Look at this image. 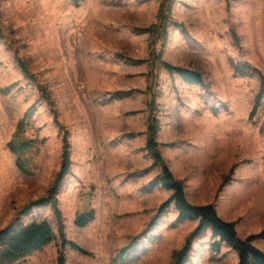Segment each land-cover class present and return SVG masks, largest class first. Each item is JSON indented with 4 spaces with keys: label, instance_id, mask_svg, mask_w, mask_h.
<instances>
[{
    "label": "rangeland",
    "instance_id": "1",
    "mask_svg": "<svg viewBox=\"0 0 264 264\" xmlns=\"http://www.w3.org/2000/svg\"><path fill=\"white\" fill-rule=\"evenodd\" d=\"M163 62L200 71L204 86L184 82ZM236 63L256 70L237 74ZM260 74L264 0H0V230L46 194L67 136L71 171L57 196L64 233L91 252L63 246L50 203L21 221L47 219L56 239L12 264H57L60 252L68 264H114L172 194L147 189L162 174L146 147L151 116L158 149L188 201L215 204L241 238L261 233L264 95L250 117ZM26 112L28 125L16 134ZM30 140L22 170L10 142ZM91 211V223L75 225ZM177 216L171 204L128 264H172L195 230L190 220L173 227ZM200 241L186 264L215 253ZM253 243L264 251V238Z\"/></svg>",
    "mask_w": 264,
    "mask_h": 264
},
{
    "label": "trees",
    "instance_id": "2",
    "mask_svg": "<svg viewBox=\"0 0 264 264\" xmlns=\"http://www.w3.org/2000/svg\"><path fill=\"white\" fill-rule=\"evenodd\" d=\"M74 3L79 4L82 0H72ZM143 62V61H140ZM18 64L21 67L23 73L27 76L30 75V71L26 62L19 59ZM163 67L167 69L171 74L178 75L184 82L190 85L204 86L203 75L200 71L176 66L168 62L162 63ZM234 69L237 74L248 75L254 72L256 69L252 68L247 63H236ZM261 76L260 91L256 96L255 104L253 110L251 111L250 117L253 118L256 109L259 107L261 98L264 95V75ZM118 95H128L127 92H118ZM154 103H152V106ZM28 113L24 115L22 119L18 122L16 134H21L25 131ZM159 130L158 120L155 116L150 117L148 125V138H147V149L149 154L153 159V165L162 166V174L154 179L148 190H153L158 187H163L164 189L171 190V196L161 204L158 212L154 218L150 221L148 226L139 235L134 237L126 247H124L120 252L112 259L114 264H128L135 262L139 255L140 249L137 242L144 235L148 234L149 231L155 229L161 217L164 215L166 210L171 204H174L178 212L176 221L172 226H177L187 220L198 219V225L195 230L187 237L184 246L176 252L175 258L172 264H186L190 261V252L192 250V245L194 241L201 237L203 232L206 230H211V240L209 242L210 250L215 253H221L223 247L231 248L238 254L239 264H264V251L258 248L253 241L257 237L264 238V230L259 234L250 235L246 238H241L238 235L236 222L228 221L223 219L217 209L215 204H204L195 205L188 201L185 193V187L183 183L176 179L173 172L165 162L162 154L158 149V141L156 139L157 132ZM261 130L264 132V125ZM64 153H63V163L61 170L59 171L55 181L49 187L46 194L40 198L30 201L27 203L15 216L13 221L0 230V264H12L17 262L26 256L42 249L44 246L50 244L56 239V232L47 219H37L33 218L27 223L21 221V217L32 211L35 207H42L47 204L52 205L55 216L57 218L58 233L62 238L63 246H68L73 250H76L82 254L90 255L91 252L82 248L77 242L69 240L66 238L64 233V222L61 210L58 204V193L62 187V183L68 173L71 171V159H70V142L67 136L65 137ZM33 141H23L18 144L10 142V147L12 151L17 154V164L22 170H26L23 165L21 153L32 146ZM229 182V178L222 183V187ZM95 219V212H87L79 214L75 219V225L78 227H85ZM156 239L155 235L150 236V240L153 242ZM57 264H68L66 256L63 252L59 253L57 258Z\"/></svg>",
    "mask_w": 264,
    "mask_h": 264
},
{
    "label": "crops",
    "instance_id": "3",
    "mask_svg": "<svg viewBox=\"0 0 264 264\" xmlns=\"http://www.w3.org/2000/svg\"><path fill=\"white\" fill-rule=\"evenodd\" d=\"M191 224V229H195L198 225V219H194V220H190ZM204 236L197 239V240H201L202 243L203 242H207L209 240H211V230H206L205 232H203ZM204 239V240H203ZM200 241V243H201ZM225 249V251H224ZM211 253L207 254L206 260H204V262L202 264H238V254L233 251L231 248L228 247H223L222 252L220 254L218 253H213V255H209ZM231 255L232 256V260L228 259V258H224V255ZM228 259V260H227ZM226 260V263H225Z\"/></svg>",
    "mask_w": 264,
    "mask_h": 264
}]
</instances>
